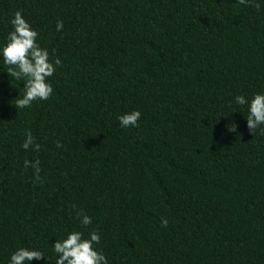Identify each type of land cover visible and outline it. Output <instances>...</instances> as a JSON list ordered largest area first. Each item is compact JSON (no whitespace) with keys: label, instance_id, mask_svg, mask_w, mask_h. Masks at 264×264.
<instances>
[{"label":"trees","instance_id":"trees-1","mask_svg":"<svg viewBox=\"0 0 264 264\" xmlns=\"http://www.w3.org/2000/svg\"><path fill=\"white\" fill-rule=\"evenodd\" d=\"M17 9L62 64L17 111L0 62V264L18 246L54 264L73 228L98 230L109 264H264V130L229 104L264 91V0H0V41Z\"/></svg>","mask_w":264,"mask_h":264},{"label":"clouds","instance_id":"clouds-1","mask_svg":"<svg viewBox=\"0 0 264 264\" xmlns=\"http://www.w3.org/2000/svg\"><path fill=\"white\" fill-rule=\"evenodd\" d=\"M242 3L247 0H241ZM259 4L256 7L259 8ZM11 29L7 36L0 41V62L7 66L4 71L8 77L22 81V93L11 101H14L15 108L24 109L30 107L34 101L47 100L53 94L54 88L49 77L53 75L56 68L62 64L58 56H52L47 47L41 45L39 32L26 19L23 10L17 9L9 19ZM64 22L61 19L56 21V31L63 29ZM230 106H243L246 108V125L253 133L256 129L264 130V91H254L251 95L238 93L229 102ZM142 116L138 108L123 112L117 116L119 125L122 128L135 127ZM245 117V115H244ZM236 130L235 123L227 125L229 131ZM59 146V141H57ZM27 150L33 148L39 150L40 145L35 142L31 131H26L24 140L20 145ZM39 160H24V167L31 166L39 179ZM75 209L76 205L73 204ZM81 226L92 224V217L82 211H76ZM161 223L167 225V219ZM101 241V234L98 230L89 229L87 235L78 229L65 230V233L50 246L54 256V264H109L108 257L98 245ZM49 257L38 247L18 246L9 253L7 264H32L33 260H46Z\"/></svg>","mask_w":264,"mask_h":264}]
</instances>
